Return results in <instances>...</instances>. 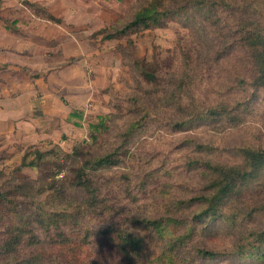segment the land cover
<instances>
[{"label": "rangeland", "instance_id": "1", "mask_svg": "<svg viewBox=\"0 0 264 264\" xmlns=\"http://www.w3.org/2000/svg\"><path fill=\"white\" fill-rule=\"evenodd\" d=\"M143 1L0 0L1 182L11 177L37 179L35 169L21 165L29 149L47 152L58 146L71 153L78 144L91 143V132H97L100 153L118 149L122 162L100 172L105 197L119 201L139 219H154L169 215L166 203L190 201L204 193L202 170L192 161L241 165V149H264V91L252 87L251 60L243 48L225 53L222 43H209L214 28L205 24L200 35H192L181 20L118 39L98 33L124 25ZM43 12L60 18L61 25L44 20ZM136 60L155 66L159 84L143 80L134 67ZM186 78L189 85L182 82ZM181 83L186 85L182 89ZM173 93L206 108L247 101L251 108L236 127L210 120L179 130L175 123L183 115L170 102ZM143 106L151 108V116L126 143L123 134L130 125L146 118L140 112ZM103 121L106 130L98 126ZM199 145L207 150H199ZM251 189L240 199L227 200L224 213L235 217L234 224L220 221L206 232L198 227L185 250L188 256L193 247H205L223 255L198 264H264L233 254L238 245L249 247L250 233L264 228L261 213L251 216L257 202L264 200V188L254 190L250 204L245 197ZM197 203L184 210L185 217L194 216ZM89 225L97 229L100 222ZM174 233L181 236L185 229ZM140 234L152 235L148 230ZM99 238L92 240L88 252L107 246Z\"/></svg>", "mask_w": 264, "mask_h": 264}, {"label": "trees", "instance_id": "2", "mask_svg": "<svg viewBox=\"0 0 264 264\" xmlns=\"http://www.w3.org/2000/svg\"><path fill=\"white\" fill-rule=\"evenodd\" d=\"M31 7L37 12L41 10L35 5ZM42 14L44 20L61 25L60 18L49 12ZM176 20L190 28L192 35L195 32L200 35L207 25L214 28L216 31L209 43L211 46L222 43L225 53L243 48L251 60L252 87L264 91V0H144L124 25L113 26L112 32L108 28L98 33L105 34L106 39H118L146 30L164 29ZM134 67L144 81L159 84L152 63L136 60ZM182 82L190 84L188 78ZM180 86L182 89L186 85L181 83ZM170 102L183 115L175 123L179 130L210 120H225L236 127L251 108L250 101L206 108L196 100L182 101L175 93ZM143 107L140 112L146 118L140 117L130 125L123 134L124 142L128 143L150 118L151 108ZM98 126L106 130L107 125L103 121ZM92 130L96 131L93 127ZM90 138L91 143L84 141L71 153L58 146L47 152L29 149L21 165L35 169L37 179L11 177L1 182L0 177V264H198L213 261L223 254L205 247H193L194 253L189 256L186 253L194 232L198 227L205 232L212 230L220 221L234 224L235 217L224 213L229 204L227 200L240 199L253 186L250 195L245 197L250 203L254 190L264 188V149L247 147L239 151L243 158L241 165L192 161L202 170L206 181L204 193L190 201L166 203L169 215L139 219L119 201L105 197L100 183L103 179L100 172L122 164L117 159L118 149L102 155L96 147L97 132H91ZM197 147L207 150L204 145ZM104 180L110 183L107 178ZM194 202H198L199 209L188 219L184 210ZM246 203L244 200L241 203L245 205L243 211L248 207ZM257 203L251 216L255 213L264 216V200ZM95 220L100 226L92 230L89 224ZM136 225L142 229L138 230ZM179 229H185V233L176 236L174 230ZM144 230L150 231L151 237L140 236ZM99 237H102L101 244L106 241L107 246L103 245L97 253L88 252L92 240L101 239ZM250 240L249 247L247 243L238 245L233 254L243 259L264 260V228L250 233Z\"/></svg>", "mask_w": 264, "mask_h": 264}]
</instances>
